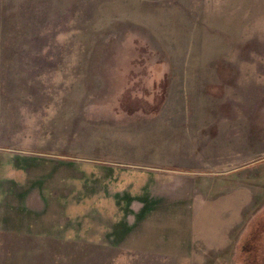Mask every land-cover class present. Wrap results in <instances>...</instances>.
Instances as JSON below:
<instances>
[{
    "label": "rangeland",
    "instance_id": "1",
    "mask_svg": "<svg viewBox=\"0 0 264 264\" xmlns=\"http://www.w3.org/2000/svg\"><path fill=\"white\" fill-rule=\"evenodd\" d=\"M0 152L80 176L63 224L0 216V264H264V0H0ZM141 170L238 223L189 240L108 206Z\"/></svg>",
    "mask_w": 264,
    "mask_h": 264
},
{
    "label": "crops",
    "instance_id": "2",
    "mask_svg": "<svg viewBox=\"0 0 264 264\" xmlns=\"http://www.w3.org/2000/svg\"><path fill=\"white\" fill-rule=\"evenodd\" d=\"M30 159L37 163H22L24 160L31 161ZM50 161L37 156L32 158L25 153L0 152V216L8 221L5 223L11 225L4 227V230H22L16 228V223L12 220L23 219L22 223L29 226L28 234H42L34 230V226L63 224L64 217L78 216L79 200L74 186H78L80 176L77 172L73 174L72 170L64 171L62 168L73 165V162L62 159ZM161 176L162 173L141 170L133 185L122 184L116 189L115 195L111 194V188L107 185L104 192H108V206L112 203V209H127L133 207L136 200L135 214L142 219V225H166L168 232L183 233L189 240H198L203 233L206 237H216L217 232L222 231V224L229 227L238 223L240 211L243 209L234 206L235 201L231 202L228 214L223 215V211H219L221 217L216 215L220 221L214 224L220 226L214 230L207 227L211 223L207 221L208 214L204 211H199L197 220L194 221L189 201L176 203L173 199L165 200V196L175 190ZM71 224L74 222L71 221ZM119 230L117 227V232L121 233ZM210 231H214V234H209ZM218 246L223 247L224 243L214 247Z\"/></svg>",
    "mask_w": 264,
    "mask_h": 264
}]
</instances>
